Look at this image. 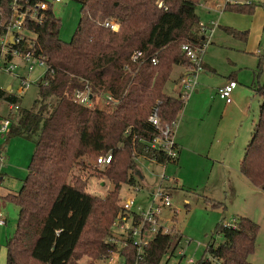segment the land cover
I'll list each match as a JSON object with an SVG mask.
<instances>
[{
  "label": "trees",
  "instance_id": "16d2710c",
  "mask_svg": "<svg viewBox=\"0 0 264 264\" xmlns=\"http://www.w3.org/2000/svg\"><path fill=\"white\" fill-rule=\"evenodd\" d=\"M28 1L31 5L38 0ZM74 1L80 4V18L69 41L59 38L60 20L51 3L42 22L26 23L36 35L33 49L44 56L51 71L37 82L32 106L21 109L17 105L20 97L0 88V99L18 110L10 120L6 118L10 121L6 132L35 143L22 187L18 193L6 196V201L17 206L18 218L14 235L6 242L5 264H77L85 256L94 264L112 253L125 264H162L175 238L169 233L157 231L142 248L139 259L128 232L120 249L106 238H112L113 227L122 218L130 220L132 226L142 221L140 215L124 212L119 198L122 184L131 188L139 184L137 161L167 165L177 160H168L164 151L138 138L155 132L146 119L157 101L162 124L175 120L184 106L179 97L163 90L173 66L190 64L181 45L203 47L207 43L196 13L200 0ZM10 2L0 0L5 22L11 14ZM258 6L264 9L261 2H229L225 10L253 14ZM106 20L117 22L118 29L106 27ZM221 29L242 40L248 34L227 26ZM3 33L4 27L0 26V37ZM14 47L25 51L26 39ZM135 51L142 55L133 61ZM85 84L93 96L109 93L115 103L86 107L73 102L72 91ZM253 85L260 98L258 118L239 173L252 187L264 191V83ZM109 152L112 161L101 174L113 189L104 198L87 193L84 183H67L75 165L86 166L89 161L96 164L98 157ZM205 201L211 208L224 206L210 198ZM258 231L259 226L246 217L221 221L211 235L204 258L196 264H252L249 257L255 250ZM216 236L222 238L220 244L214 243ZM180 239L177 234L178 243Z\"/></svg>",
  "mask_w": 264,
  "mask_h": 264
},
{
  "label": "rangeland",
  "instance_id": "374dc122",
  "mask_svg": "<svg viewBox=\"0 0 264 264\" xmlns=\"http://www.w3.org/2000/svg\"><path fill=\"white\" fill-rule=\"evenodd\" d=\"M45 1L52 3L54 14L60 20L59 38L69 41L80 18V4L74 0ZM199 3L196 6V13L203 22L209 19L217 20L221 26L250 31L256 19L254 15L229 10L222 11L221 14L211 12L208 14L210 18L206 15L205 8H202ZM213 39L220 45L210 44L203 54V59L215 69V72L210 76L200 72L196 84L198 92L190 91L185 106L178 113V118H181L183 109L185 110L188 104L193 127L198 131H206L207 145H210V142L213 143V156L210 157L212 159H206L198 150L191 148V152L185 151L182 162L178 166L171 165L164 169L144 160L137 161L138 169L145 176L143 180H138L140 185L146 183L149 186H157L163 176L167 180L176 181L166 184L169 189L171 208H163L159 213L162 227L169 229L168 233L175 237L162 264H187L189 259L193 260L192 264H196L204 258L206 247L216 226L223 220L230 221L241 216L249 218L259 226L255 250L249 257V262L264 264V193L250 186L239 173L240 161L251 139L252 128L257 122L260 102V98L251 87L253 84H248L249 88L245 84L251 83L253 72H256L259 81H255V85L264 83V31L259 44H257L258 38H254L253 42L251 37L246 43L237 41V38L227 34L221 27L215 31ZM237 45H240V48H237ZM257 46L263 57L261 68L258 67L260 58L258 54L250 52ZM176 68L164 89L168 94L175 95V86L180 88L179 79L176 83L173 79L180 71L179 67ZM16 72L27 77L26 71L21 68ZM42 72V68H36L28 73V78L35 80ZM230 75L236 77L238 87L233 93L238 92L240 98L237 95V99L231 106L224 108L225 101H221L215 95V91L216 87L224 84ZM9 85L11 92L20 97L17 105L21 109L30 108L37 97L38 85L31 83L27 90L18 93V79L12 74L0 71V88L6 89ZM242 85L246 86L245 89ZM9 105L0 99V150L2 152L0 195L4 200V202L0 201V213L7 219V226L0 227V264L6 263V242L14 235L18 218L17 206L6 201V196L18 193L22 187L35 149L33 140L24 136H11L6 131H1L4 120L6 118L10 120L18 111L11 109ZM89 162L90 164L86 166L75 165L67 178V183L70 185H75L77 182L84 183L87 193L104 198L113 189V184L102 176L104 166H99L93 161ZM177 184L182 189L171 194L170 191L176 188ZM152 191L153 188L134 192L129 185L122 184L121 194L119 193L120 201L122 203L132 198L134 205L131 211L146 212L153 201L150 195ZM184 196L189 201L188 206L185 204ZM205 198L222 202L225 208L224 206L211 208ZM174 215L175 220H172ZM113 228L112 238H106V240L116 243L120 249L127 238V231L126 228L121 229L117 225ZM177 234L181 237L179 243ZM221 242L222 238L216 236L214 243ZM111 257L112 262L109 258H103L95 261L94 264H125L118 254ZM77 264H91V260L85 256Z\"/></svg>",
  "mask_w": 264,
  "mask_h": 264
},
{
  "label": "built area",
  "instance_id": "2783aa9c",
  "mask_svg": "<svg viewBox=\"0 0 264 264\" xmlns=\"http://www.w3.org/2000/svg\"><path fill=\"white\" fill-rule=\"evenodd\" d=\"M54 2H61V0H54ZM28 3V0H24V2L11 0L9 4L11 14L7 22H5L4 14L0 10V26L4 27V33L0 37V71L12 74L18 79V93H22L27 90L31 83L37 84V82L49 71V66L46 63L44 56L36 54L33 49L36 39L35 33L28 30L26 27L28 20L42 22L44 11L47 10L49 3L45 0H38L36 3L31 5ZM159 6H161V3H159ZM104 25L114 31L118 29V24L114 20H106ZM201 31H204L202 25ZM10 36L13 37L12 42L9 40ZM24 39H26L28 48L21 52L14 46L19 44ZM181 50L185 57L190 61V64L187 66V73L180 78L179 82L182 92L178 97L185 102L190 91L193 92L195 90L198 76L200 72L203 71L202 61L203 54L205 52V45L203 47H198L184 43L181 45ZM141 55L142 53L140 51H135L131 59L133 61L139 60ZM151 62L155 64L156 60L152 58ZM19 68L26 71L27 77L16 72ZM36 68H42L43 72L35 80H30L28 78V73ZM49 72L51 73V71ZM236 86V81L230 80L219 88L218 95L224 99L226 103H230L232 100V91ZM71 99L73 102L86 107H92L99 102L107 107L115 103V99L109 93H105L101 96H93L91 88L88 84H85L81 88L74 89L71 93ZM156 103L157 104L152 107L146 119L155 132L147 133L146 136L139 137L138 140L148 144L151 148L164 151L167 159L174 161L178 156L177 146L174 140L177 118L171 122H165L162 124L158 113L159 101ZM9 107L11 109H17V106L14 105H9ZM9 124L10 121L5 119L2 124L1 131H7ZM111 161L112 155L109 152V154L105 156L98 157L96 164L106 167ZM167 183H173V180H167L165 176L160 178V183H158L150 194L153 201L148 211L134 212L142 218L139 225L132 226L128 223V220H125L124 218L115 223V225L121 227V229L126 228V231L131 235L133 245L137 248L138 259L140 258V254H142V248L148 244L157 231L160 230L163 234H168L169 229L162 227L159 220V213L161 210L163 208H171L170 194L168 193L169 189L166 186ZM139 190V187L132 188V191L134 192H139ZM133 205L134 199L128 198L126 201L121 203V208L124 212L128 213L132 212L131 208ZM5 224V218L0 213V227H4ZM114 254L116 253H112L108 257L111 262L113 261L111 256ZM192 263L193 261H189V264Z\"/></svg>",
  "mask_w": 264,
  "mask_h": 264
},
{
  "label": "crops",
  "instance_id": "0c3cea01",
  "mask_svg": "<svg viewBox=\"0 0 264 264\" xmlns=\"http://www.w3.org/2000/svg\"><path fill=\"white\" fill-rule=\"evenodd\" d=\"M251 1L264 3V0H200L199 5L202 8H205L206 15L211 18V16L208 15V14H211V12H217V13L219 12V14H221L222 11H226L225 10V5L227 3H229V2L230 3L246 4V3H249ZM250 15H254L255 18H256L254 20V22L252 23L253 24L252 28L250 27V31H252V32H250L248 30H245V31L248 32L246 39L245 40H242V39L239 40V39H237V41H242V42H245L246 43L247 40L248 39L250 40V37H251L253 42H254V38H258L257 44H259V39L261 38V34L264 31V9L261 6H258V7L255 8L254 13L253 14H250ZM258 17H259V20H258ZM200 23H201V25H202V27L204 29L203 33L205 34V36H207V43L205 45V50H206V48L210 44L220 45L219 43H217L213 39L214 38L215 31L221 27V25L218 23V21L217 20H210L209 19L208 21L203 22V20L201 19ZM250 33H252L251 36H250ZM239 46L240 45H237V48H240ZM240 50H242V49H240ZM250 52H253V54H255V55L261 54L260 48H258V46L256 47V49H252ZM176 67H179L180 71H178L177 75L173 79H174L175 83H176L177 79H179V81H178V84H179L180 78L184 74H186L188 70H187V66H185V65H175L172 68V72L170 74L169 79L173 75V72L177 69ZM202 67H203V71H201V72L206 73V75H209L210 76L211 74H213L215 72V69L212 68V66L206 60H204V59L202 61ZM253 73L254 74H253L252 79L250 81L251 83H246L245 84L248 88H249L248 84H253V83L255 84V81L259 82L258 81V78H257L256 72H253ZM230 80L236 81L235 75L234 76L230 75L227 78V80H226V82L224 84H226ZM236 83H237V86L234 88V90H236V88L238 87V82L236 81ZM224 84L218 85L216 87V91H215V95H217L221 101L224 100V99H222L218 95V90ZM245 85H242V88L243 89H245L244 88V87H246ZM165 86H166V84H165ZM165 86H164V89H165ZM6 89L11 92V90H10L11 89V86L10 85L7 86ZM233 91H232V94L233 95L231 94V98H232L231 102L230 103H226L225 102L224 103V108L225 107L227 108V107L231 106V104L233 103V101L235 99H237V95H239V94H238V92L236 93V91L233 93ZM174 92H175V95L168 94V93H166L164 91V93L167 94V95H171V96H174V97H178L181 94V92H182L181 87L180 88H177V86H175ZM197 92H198V89L195 88V90L193 91V93H197ZM17 96H19V95H17ZM239 98H240V95H239ZM186 102H187V100L184 102V106H185ZM259 104H260V102H259ZM188 110H190V108H188V104H187V107L185 108V110L183 109L182 117L181 118H178V115H177V126H176V129H175V135H174V140H175V143H176V146H177V151H178L177 160L174 163H170V164H167V165H159V164H156L154 162H150V161H147V160H144V159H140V160H144L145 162L154 164L155 166H158V167H163L164 169L167 168V167H169V166H171V165L178 166L182 162V156H184L185 151L189 150L191 152V148H194V149L198 150L201 155H204V157H206V159H209V160L212 159L210 157L212 155V152L214 151L212 149L213 143L210 142V145H207L206 144V135H207L206 134V131H198V130H196L193 127L192 115L190 114V112H188ZM181 123H182V127H180V124ZM1 154H2V152L0 150V156H1ZM137 174H139V179L140 180H143L144 179L145 176L142 174V172L139 169L137 170ZM0 178H1V174H0ZM173 182H176V181L173 180ZM138 186H139L140 190H143V189H146L147 190V189H152V188L154 189L156 187V186H149L146 183H144L142 185L138 184ZM181 189H182V187H180L177 184L176 188H173L172 190L170 189L171 190L170 193L173 194L175 191H178V190H181ZM257 190L260 191L261 193H264V191H262L260 189H257ZM120 194H121V189H120ZM1 196L2 195H0V201L4 202V200L2 199ZM119 198H120V195H119ZM184 199H185V204H187V206H188L189 201H187V197L184 196ZM214 201H216V200H214ZM220 203H222V202H220ZM224 208H225V206H224ZM232 220H230V221H232ZM5 221H6L5 226H7V219L6 218H5ZM189 261H193V260L192 259H189L187 261V264H189Z\"/></svg>",
  "mask_w": 264,
  "mask_h": 264
},
{
  "label": "water",
  "instance_id": "95a60500",
  "mask_svg": "<svg viewBox=\"0 0 264 264\" xmlns=\"http://www.w3.org/2000/svg\"><path fill=\"white\" fill-rule=\"evenodd\" d=\"M9 40L12 42V40H13V37H12V36H10ZM8 89H9V88H8Z\"/></svg>",
  "mask_w": 264,
  "mask_h": 264
}]
</instances>
